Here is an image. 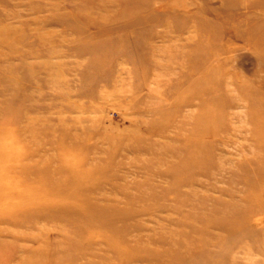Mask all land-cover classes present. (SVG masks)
<instances>
[{
    "label": "rangeland",
    "instance_id": "374dc122",
    "mask_svg": "<svg viewBox=\"0 0 264 264\" xmlns=\"http://www.w3.org/2000/svg\"><path fill=\"white\" fill-rule=\"evenodd\" d=\"M1 173L0 264H264V0H0Z\"/></svg>",
    "mask_w": 264,
    "mask_h": 264
},
{
    "label": "bare ground",
    "instance_id": "6f19581e",
    "mask_svg": "<svg viewBox=\"0 0 264 264\" xmlns=\"http://www.w3.org/2000/svg\"><path fill=\"white\" fill-rule=\"evenodd\" d=\"M226 82V81H225ZM205 83V82H204ZM226 88V87H225ZM189 168V167H188ZM4 173L0 174V222L1 221H7L8 223H15L17 222L16 220H14V218H16L18 215H23L25 210H29V206H27L30 202L29 201H35V200H44L46 202V204L48 205H54V198H49V197H45V196H38L37 194L34 193L33 189L28 188L26 191L21 190V189H12L13 187L10 188V185L8 187L3 186L1 184V181L7 179V177L4 176ZM53 175V174H52ZM12 179V178H11ZM46 181V180H44ZM54 181V180H53ZM82 181V180H81ZM2 185V186H1ZM72 187L70 186H60L56 189V191H59L60 193H63L64 195L67 194L69 195L71 200H75L76 196L74 197L72 195ZM74 190V189H73ZM55 192L52 190L51 193H47L49 194V196H51V194ZM70 192V193H69ZM49 198V199H48ZM53 200V201H52ZM28 203V204H27ZM66 203V202H65ZM83 205L86 206L85 208V212H91L92 214H96L95 215V220L94 223H96L97 221H99L98 219L101 217V213L103 210H99L97 209V207L95 205H89L88 203H86V201L84 203H82ZM56 205V204H55ZM27 206V207H26ZM72 207V206H71ZM76 210V212H75ZM84 210V208H83ZM74 212V215H73ZM83 212L81 210H77L76 208H71L70 209H66L63 208L61 211V215L60 217H66V215H70L72 214L73 217H82L83 216ZM246 213V212H245ZM247 214V213H246ZM17 215V216H16ZM53 215V214H52ZM240 215V214H239ZM238 215V216H239ZM242 215V214H241ZM237 216V218H238ZM20 217V216H19ZM69 217V216H68ZM72 217V218H73ZM241 217V216H240ZM63 218V219H64ZM251 218V217H250ZM241 219H239L240 221ZM72 221V220H71ZM85 223H87V221L85 220H81ZM234 222V220H232ZM75 222V221H74ZM91 222V221H90ZM230 222V221H229ZM237 222V221H236ZM12 223V224H13ZM82 223V222H81ZM232 223V222H231ZM239 223V222H238ZM242 223V222H240ZM247 223V222H246ZM98 226V225H97ZM109 226V225H108ZM228 226V225H227ZM232 226V225H230ZM241 226V225H239ZM226 227V226H225ZM230 228V227H228ZM108 229V228H107ZM233 229V228H232ZM1 249L3 247H5V245L0 244ZM7 247V246H6ZM57 256V255H56ZM55 256V257H56ZM65 260V259H64ZM38 262L36 264H56L54 263V257L53 260L46 258V259H38ZM59 261V259H58ZM56 262V261H55ZM65 263V262H64ZM66 264V263H65ZM69 264V261H68Z\"/></svg>",
    "mask_w": 264,
    "mask_h": 264
}]
</instances>
